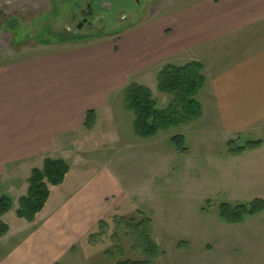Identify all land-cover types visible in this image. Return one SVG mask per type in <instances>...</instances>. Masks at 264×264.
Here are the masks:
<instances>
[{
	"label": "rangeland",
	"instance_id": "obj_1",
	"mask_svg": "<svg viewBox=\"0 0 264 264\" xmlns=\"http://www.w3.org/2000/svg\"><path fill=\"white\" fill-rule=\"evenodd\" d=\"M199 1L203 0H0V67L91 42L116 41L131 27ZM87 4L93 15L92 23L81 26L71 15L81 19L80 12H88ZM58 35L60 38L76 35L78 40L73 37L71 42L59 43ZM231 43L217 45L212 51L204 49L209 54L203 61L202 75L208 81L207 88H201L196 97L202 109L198 120L140 138L133 132V115L125 109L122 89L111 96L109 109L99 115L93 132L83 131L74 136L73 147L65 159L72 175L78 173L77 181H87L95 172H109L119 196L107 197V203L115 208L102 219L107 226L95 243L88 242L91 233L88 232L70 246L64 254L66 258L57 264H116L142 259L140 252L133 251L124 228H115L111 222L114 217L135 216L136 211L144 212L152 220L151 238L162 252L158 264H264V211L245 217L238 224L221 221L217 212L222 203L237 205L264 200V116L232 133L212 107L209 96V81L215 78L218 66L252 48L251 43L247 47L239 43L237 48V43ZM202 53L199 50L189 54ZM181 60L171 63L181 66L190 61ZM131 83L147 87L158 109L168 106L171 98L157 91V76L135 77L124 88ZM176 135L184 137L185 153L171 144ZM249 142H260V146L249 148ZM240 147L245 150L236 154ZM43 160L35 161L33 166L42 168ZM27 175L30 176L29 171L15 180L13 188L9 184L0 185V196H8L13 204L10 213L1 218L10 228L17 222L15 211L18 199L26 193ZM75 179L69 180L64 189L57 188L62 189L64 198L75 191ZM59 201L56 196V202ZM52 203L51 206L48 203V213L54 209ZM41 221L39 218L36 224L23 226L22 234L26 236ZM17 223L22 224L19 220ZM12 234L6 243L11 242Z\"/></svg>",
	"mask_w": 264,
	"mask_h": 264
},
{
	"label": "crops",
	"instance_id": "obj_2",
	"mask_svg": "<svg viewBox=\"0 0 264 264\" xmlns=\"http://www.w3.org/2000/svg\"><path fill=\"white\" fill-rule=\"evenodd\" d=\"M230 42H238L235 48L251 43L252 48L218 66L209 81V96L228 130L238 133L264 116V0L199 1L131 27L116 41L91 42L0 67V185L13 188V182L31 172L39 159H67L74 136L93 132L99 115L109 109L111 96L129 80L156 77L163 64L175 59L191 57L203 65L209 54L204 49L212 51ZM199 50L203 53L189 54ZM207 81L204 78L202 90ZM88 110L96 112L91 131L84 128ZM72 174L70 167L33 222L16 218L21 225H8L7 234L0 236V264H57L115 208L106 201L113 194L119 196L109 172H95L87 181H77L78 173ZM74 178L75 191L64 198L63 186ZM54 193L61 199L58 203ZM48 203L54 208L49 213ZM39 218L41 223L24 236L23 226L36 224ZM11 232V242L6 243Z\"/></svg>",
	"mask_w": 264,
	"mask_h": 264
},
{
	"label": "trees",
	"instance_id": "obj_3",
	"mask_svg": "<svg viewBox=\"0 0 264 264\" xmlns=\"http://www.w3.org/2000/svg\"><path fill=\"white\" fill-rule=\"evenodd\" d=\"M71 17L73 18L74 15ZM71 17L69 16L68 20ZM73 37L74 40H78L76 35H72L70 38H60L58 35V42H71ZM202 70V64L195 61L181 66L172 63H165L161 66L157 74V91L169 95L171 98L165 109L157 108L156 101L147 87L131 83L124 88L123 102L125 109L133 115V132L138 137L146 139L155 136L160 130L198 120L201 117L202 109L196 97L204 84ZM95 124L96 112L94 110L86 111L84 128L91 131ZM170 142L178 152L185 153L183 136L176 135L171 138ZM247 145L249 148H258L260 142H249ZM228 146H232V142H229ZM244 150L245 147L237 148L236 154ZM69 171L70 167L65 160L45 158L42 168L31 170L26 193L18 199L15 216L18 219L33 222L43 211L51 196V189L62 185ZM11 207V199L6 195H1L0 219L11 210ZM263 211L264 200L261 199H254L248 204L222 203L217 209L221 221L228 224H238L245 217L257 215ZM111 222L115 228L118 226L124 228V234L129 236L133 251L142 254L140 260H124L116 264H158L157 261L162 252L151 238L152 220L144 212L136 211L135 216L127 218L114 217ZM106 226L107 222L100 220L96 230L89 234L88 242L95 243L96 238L100 236V231ZM7 232L8 225L0 221V236L6 235Z\"/></svg>",
	"mask_w": 264,
	"mask_h": 264
},
{
	"label": "flooded vegetation",
	"instance_id": "obj_4",
	"mask_svg": "<svg viewBox=\"0 0 264 264\" xmlns=\"http://www.w3.org/2000/svg\"><path fill=\"white\" fill-rule=\"evenodd\" d=\"M86 8L88 9V12H86V11H81L80 12L81 19H78L77 18L78 16H75V15L73 17L74 21H79V25H81V26L83 24L85 26L87 24H91L92 23V20L91 19L93 18V15L91 16L90 5L87 4V7Z\"/></svg>",
	"mask_w": 264,
	"mask_h": 264
}]
</instances>
